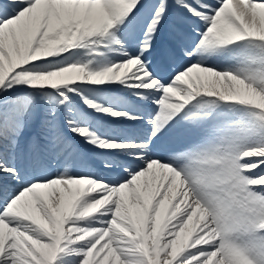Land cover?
<instances>
[{"label":"snow or ice","instance_id":"6c2138e0","mask_svg":"<svg viewBox=\"0 0 264 264\" xmlns=\"http://www.w3.org/2000/svg\"><path fill=\"white\" fill-rule=\"evenodd\" d=\"M0 264H264V0H0Z\"/></svg>","mask_w":264,"mask_h":264}]
</instances>
